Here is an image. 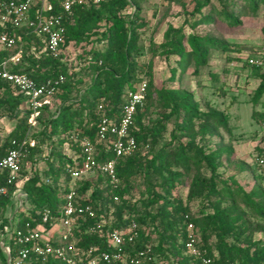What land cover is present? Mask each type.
I'll return each mask as SVG.
<instances>
[{
    "label": "trees",
    "instance_id": "trees-1",
    "mask_svg": "<svg viewBox=\"0 0 264 264\" xmlns=\"http://www.w3.org/2000/svg\"><path fill=\"white\" fill-rule=\"evenodd\" d=\"M144 1L99 0L93 3L88 0L84 5H75L64 22V42L57 57L38 54L39 38L30 33L24 35L26 41L33 40L38 48L32 53L26 46L14 70L37 82L59 76L64 80L52 95V102L39 109L34 126H30L27 120L31 110L26 100L0 79V113L13 121L10 129L0 132V154L4 148L12 147V141H34L33 147L25 144L23 148L19 189L24 198L22 208L15 215L17 223L30 221L34 226L41 224L44 230L48 229L60 219L65 194L72 187L76 192L75 203L89 205L93 211L92 217L78 220L71 238L83 257L89 248L95 249L94 254L112 251L106 240L107 232L127 231L135 224L133 241L123 245V257L127 262L146 250L153 264L165 260H170L171 264H198L184 250L187 225L192 223L199 239L198 246L203 255L211 259V264H264V237L253 238L249 234L253 225L232 217L231 210L238 208V200L247 213L264 223V191L259 188L245 192L234 181L221 179L217 160L222 152L210 148L209 137L217 135L219 130L231 135L228 115L208 104L200 109L185 88L165 85L178 81L189 67L197 75L207 66L212 52L226 56L231 50L229 42L193 32L197 26L220 21L228 29L238 28L242 25L241 18L255 16L264 0H191L190 11L180 2L184 16L182 25L168 27L157 47L166 60L173 58L174 68L160 88H154L150 81L146 84L144 106L135 114L130 130L137 151L131 157L117 160V184L112 186L99 172L73 182L67 172L74 160L80 162L82 159L78 146L81 138L92 142L98 163L114 159L110 149L97 142L96 128L100 115L118 119L126 91H134L139 82L145 81L137 76V71L146 66L139 65L136 59L141 50L138 32L147 24L141 17ZM49 3L53 13H61L57 0H49ZM204 8L208 9L204 11ZM124 11L130 12L125 16ZM186 24L191 30L188 34L184 33ZM261 34L264 42V22ZM94 42L102 43L103 48H88ZM71 45H79L81 49L82 64L77 72L71 71L65 62ZM176 71H179L178 77ZM248 72L258 80L250 102L253 106L264 105V70L251 66ZM83 75H89V80L80 88ZM147 75L150 76L149 70ZM53 99L59 101L56 107ZM152 109L157 112L153 120L149 118ZM251 117L263 119L264 115L254 109ZM166 135L170 140L160 145ZM180 138H187V141ZM141 148H146L148 153L140 154ZM257 151L261 159L264 147ZM231 152V149L225 151L226 156H231ZM37 162L44 164L43 169ZM200 165L208 174L206 178L193 180L184 201L173 196L172 191L184 179L183 171L190 166L198 170ZM256 165L264 168V161L263 165L258 162ZM139 179L146 197L131 201L126 189ZM221 198H228L231 203L221 206ZM197 199L202 202L201 207L197 214L189 216ZM12 205L11 194L0 196V227L8 223L6 212ZM43 209L51 212V220L47 223H41L37 215ZM0 264H5L1 247ZM29 264L58 262L33 258Z\"/></svg>",
    "mask_w": 264,
    "mask_h": 264
},
{
    "label": "built area",
    "instance_id": "built-area-1",
    "mask_svg": "<svg viewBox=\"0 0 264 264\" xmlns=\"http://www.w3.org/2000/svg\"><path fill=\"white\" fill-rule=\"evenodd\" d=\"M87 1L57 0L61 13L55 14L49 0H0V79L21 93L26 100L31 110L27 120L30 126H34L39 109L52 102V95L64 77L37 82L27 74L15 71L14 67L20 64L26 46L32 53L39 47L38 54L57 57L64 42L65 20L69 18L75 5H84ZM89 1L97 3L99 0ZM29 33L39 38L40 46L37 47L33 40L24 39V35ZM145 97L146 82L141 81L134 91H126L118 119L99 116L97 142L104 143L114 159L98 163L92 142L81 138L78 146L81 148L82 159L80 162L74 160L73 165L67 169L73 182L99 172L112 186L117 184V160L131 157L137 151L136 140L130 130L135 114L144 106ZM25 144L33 147L34 141H12V147L4 148L0 154V180H3L0 184V196L11 194L16 204L8 223L0 227V247L5 254V264H29L33 258L42 262L54 259L58 264H153L146 250L138 252L128 262L123 257V245L134 239L132 230L135 229V224H131L127 231L107 232L106 240L112 251L94 254L95 249L89 248L83 257L71 238L78 220L84 216L92 217L93 211L89 205L75 203L76 192L72 187L65 194L61 217L57 223L46 230L41 224L34 226L30 221L18 225L15 215L23 206L24 195L19 189L22 183L19 173ZM257 162L263 165L262 159ZM12 186L15 187L10 190ZM37 215L40 216L41 223L51 220L49 209H43ZM198 244L194 225L189 223L184 243L185 253L192 256L198 264H211V259L203 255Z\"/></svg>",
    "mask_w": 264,
    "mask_h": 264
},
{
    "label": "rangeland",
    "instance_id": "rangeland-1",
    "mask_svg": "<svg viewBox=\"0 0 264 264\" xmlns=\"http://www.w3.org/2000/svg\"><path fill=\"white\" fill-rule=\"evenodd\" d=\"M180 2L186 5L185 9L187 11L192 9L191 0H145L141 5V17L146 20L147 24L138 32L141 50L136 59L139 65H145L146 67H140L137 76L144 79L146 84L150 81L156 89L166 83L170 70L174 68L173 58L166 60L157 47L163 41L168 27L177 28L182 25L184 16ZM213 6L217 7V3L213 2ZM207 9L204 8L203 10L206 11ZM129 12L124 11L123 14L126 16ZM263 16L264 5L260 6L255 16L242 17V25L235 29H228L220 21L214 24L197 26L193 32L200 36H209L222 42H229L232 47L231 50L227 52L226 56L218 52H212L208 58L207 66L201 69L197 75H194L193 68L189 67L184 74L180 75L178 81L175 80L173 84H165L172 88H178L179 86L185 88L193 95L200 109H204L205 105L208 104L215 110L228 115L231 135L219 130L217 135L209 137L211 141L210 148H216L222 152L217 160L221 179L229 182L234 181L245 192L259 188L264 191V177L261 178L264 168H259L256 165L259 159L257 149L264 147V118L254 119L251 117L254 109L264 115V105L253 106L250 102L258 80L250 77L248 72V68L251 66L260 71L264 70V42L261 34L264 22ZM189 32L191 30L186 24L184 33L188 34ZM88 48L102 49L103 44L94 42ZM80 56L81 49L79 45H71L65 58V62L68 63L71 71L77 72L79 70L82 64ZM148 70L150 76L147 75ZM175 75L178 77L179 71H176ZM81 79L83 83L80 88H83L88 83L89 75H83ZM58 102L57 99H53L54 107L58 105ZM149 118L152 120L157 118L156 109H152ZM12 125L13 121L0 113V132L7 131ZM169 140L166 135L160 145L168 143ZM180 140L186 142L187 138H180ZM196 141L198 142V140ZM170 147L171 145L167 146V150ZM228 149L232 150L229 157L225 153ZM139 153L148 152L146 148H141ZM148 156L150 155L148 154ZM260 158L264 161V155ZM37 165L42 169L44 167V164L40 162H37ZM202 167L200 165L197 170L190 166L189 170L183 171L184 179L175 187L172 195L184 201L193 180L195 178L201 179V177L206 178L208 175ZM174 169L176 171L180 170L179 168ZM231 187L234 189L232 184ZM126 193L127 198H130L131 201L145 199L146 193L141 179L131 182L126 189ZM230 203L231 200L228 198L220 199L221 206ZM201 204L202 202L197 199L189 216L197 214ZM237 204L238 208L233 207L231 209L233 211L232 217H238V221L246 220L251 223L253 226L249 234L253 238L264 237V223L262 220L247 213L238 200ZM12 206L7 210V216L12 215V211L16 208L15 202ZM158 264H171V261L165 260L158 262Z\"/></svg>",
    "mask_w": 264,
    "mask_h": 264
}]
</instances>
